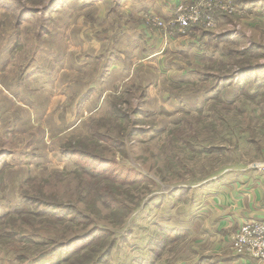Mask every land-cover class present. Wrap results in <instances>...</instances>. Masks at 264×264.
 I'll use <instances>...</instances> for the list:
<instances>
[{"label": "rangeland", "instance_id": "374dc122", "mask_svg": "<svg viewBox=\"0 0 264 264\" xmlns=\"http://www.w3.org/2000/svg\"><path fill=\"white\" fill-rule=\"evenodd\" d=\"M158 1L0 0V214L24 204L0 222V234L21 224L22 233L51 243L0 237V264H17L15 256L32 260L66 240L64 225L56 227L57 240L35 232L59 213H31L54 202L76 206L111 230V237L95 235L116 242L103 264H199L200 253L217 252L200 244L205 199L219 184L264 172V0H233L234 14H217L210 28L186 35L151 33L147 22H167L194 0H173L180 4L166 18L150 11ZM147 39L161 41L149 52L155 55ZM84 149L98 175L120 171L130 182L138 178L133 171L151 181L121 188L128 191L122 204L131 196L146 205L119 229L101 201L109 188L90 198L97 217L80 199L84 190L105 186L76 172L70 152ZM28 222L32 229L23 227ZM161 228L168 240V232L184 235L168 244L162 234L158 239ZM155 238L158 249L150 247ZM93 243L56 246L38 264H86L90 257L94 263ZM79 250L81 260L62 263Z\"/></svg>", "mask_w": 264, "mask_h": 264}, {"label": "trees", "instance_id": "16d2710c", "mask_svg": "<svg viewBox=\"0 0 264 264\" xmlns=\"http://www.w3.org/2000/svg\"><path fill=\"white\" fill-rule=\"evenodd\" d=\"M16 7V6H15ZM16 10V8H14ZM29 15V14H27ZM197 28V27H196ZM195 29V28H194ZM193 29V30H194ZM195 32V31H194ZM257 96H259V92L257 91ZM259 115L261 119H264V104H260L259 105ZM120 116L117 115L116 119H118ZM115 128V127H114ZM118 129L123 130L121 127H117ZM124 136V133L121 132L117 137L119 139H122ZM85 151V152H84ZM83 152H79V151H71L69 158L72 159L71 162L74 164L75 166V170L76 172H78V174L83 173V174H88L90 177H92L91 179H95L93 177H98L97 179L99 181H103L105 183L104 187H101L100 189H90L88 190V192L86 190H84L82 192V196H81V201H84V203L87 204V207L89 208L90 213L95 214V216L97 217L98 215V211L96 209H92V207H94V205L90 204V198L92 197H96V193L97 191L101 190L104 191L106 188H109L103 197H101V201H102V205L111 210V213H113L115 220L113 221V227L114 228H118L121 227L122 225L125 224V220L127 217L131 216V214L133 212H135L136 210H138L139 208L143 209L145 207V202L144 200L139 199V198H132L130 196V200L128 202V206L126 204H122L119 199L122 198H126L128 195V191L121 189L122 187H128L131 186L132 184H137L139 182H151L148 178H146L144 175L140 174V173H135L133 171H129L130 173L132 172L134 175H136L138 178L134 179L133 181H123L120 180L119 175H121L122 173L119 171L118 174L116 175V171H113V177L112 176H106V175H98L95 170L93 171V169H91L90 167L92 166H96V163H93L95 158H93V154H91V152H89L87 149H84ZM107 160H105L106 165L112 164V162H106ZM116 166H118V164L116 163ZM124 168V167H122ZM82 171H86L82 172ZM1 175V174H0ZM184 194V193H183ZM182 194V195H183ZM180 194L178 193L177 195V199L176 200H180ZM80 199H78V202H81ZM95 201H100L95 199ZM132 201V202H131ZM109 205V206H108ZM24 206V204L17 208L16 210L14 209L11 212H6L4 214H0V222L4 221L7 218H10L12 216L15 215V213L17 212L18 209H21ZM48 210H43V211H39L37 213H31L33 215H37V216H44V215H48L49 217H52L55 212L57 211V213H59V215L57 217H54L52 220L50 219V222L47 224H42V225H38V227L41 229L40 231H35L38 233H42L46 236H48L49 238L53 239V240H57L59 235H60V231L56 228L57 226H61L64 225V229L62 231V235H65V233H68V236L66 238L65 241L63 242H59L55 245L52 246L53 250H47L45 252H41L38 253L37 256H34L32 258V260H29L23 256H15L12 259L15 260L16 262H18L17 264H24L23 261H29L30 264H38L41 262L45 261V258L50 256L52 253H54V249H56L55 247L57 246L60 249L65 248L68 245H74V244H78L82 241H86V240H90L93 239V244L90 248L94 249V251L92 252V255H98L96 257H94L95 262L93 263L90 259L91 257L86 261V264H103L104 261L106 260L107 256L111 254L112 250L115 247L116 242L114 240L109 241V244L104 243L102 241H100L98 238L95 237L96 234H99V236H106V237H111L112 232L109 229H104L101 227H98L95 224V220L93 218H91V216L89 214H87V212H83L79 210H76V206H71V205H64V204H59V203H51L48 204ZM24 211V210H23ZM23 211L21 213H23ZM92 211V212H91ZM68 216V217H66ZM21 222V221H20ZM10 225H12V223H8L7 227H9ZM88 226H92V228H90L89 230H82L81 232H83L81 235H77V234H72L71 233L74 232V230L76 229H86ZM14 229L16 230L15 232L11 231V230H5V233L0 234V237L2 239L11 241L12 243H15L17 245H23V244H27V245H32L35 247H44L47 245H50V241L40 238L36 235H28V234H24L22 233L21 230V224L20 226L18 225H14L13 226ZM23 227H29L32 229V226L29 224H26V226L24 225ZM119 229V228H118ZM175 228H173V232H174ZM167 231V229H162L158 232L159 233V237L158 239L162 236H165L166 241H168L170 244L171 241L175 240L177 238L182 239V235H184L182 232H178L176 233V231L174 233H169L168 234H172L173 235V239L171 238V240L167 239V236L164 235L163 233ZM157 232V233H158ZM166 233V232H165ZM162 234V236H161ZM98 236V237H99ZM158 239H154V242H152V245L150 244V247L153 249H158L159 247V243L160 241H158ZM165 241V242H166ZM166 244V245H168ZM149 245V244H148ZM151 248H150V253H151ZM81 250H79L77 253H74L72 256L68 255L66 256L63 260L62 263H66L69 261V258L71 257H75V259L77 260H81L83 258V254L80 252ZM74 262V260L72 261ZM80 264V263H79ZM85 264V263H83Z\"/></svg>", "mask_w": 264, "mask_h": 264}, {"label": "crops", "instance_id": "0c3cea01", "mask_svg": "<svg viewBox=\"0 0 264 264\" xmlns=\"http://www.w3.org/2000/svg\"><path fill=\"white\" fill-rule=\"evenodd\" d=\"M160 4L163 6H160ZM179 4H176L173 0H159L154 7L150 8V11H154L158 15L160 14L161 17L166 18L174 13L175 7L177 8ZM147 40L148 54L155 55L156 53L149 52L151 48L158 46L161 41ZM145 49L144 46L143 50ZM263 173L260 171L255 172L253 179L243 178L239 184L228 182L226 185L219 184L220 188L213 186L217 187L213 191V196L205 199L208 206L202 207L200 210L202 211L201 213L206 214L202 234L203 239L200 240V244H203L204 247L214 245L213 250L217 249V252L200 253L199 255H202L201 258L206 256L205 258H200L202 262L226 264V262L231 261L230 264H237L238 257L232 253L230 245L233 234L238 231L244 222L264 218V177H258V175ZM207 242H209V245H207ZM222 245H226L228 248H222ZM219 250L221 251L218 252ZM229 252L231 253L230 255ZM219 256L220 258L218 259Z\"/></svg>", "mask_w": 264, "mask_h": 264}, {"label": "built area", "instance_id": "2783aa9c", "mask_svg": "<svg viewBox=\"0 0 264 264\" xmlns=\"http://www.w3.org/2000/svg\"><path fill=\"white\" fill-rule=\"evenodd\" d=\"M233 0H194L180 7L167 22L148 19L150 32L166 35L169 32L186 35L193 28H210L217 14H232ZM234 14V13H233ZM231 251L237 264H264V218L244 222L231 238Z\"/></svg>", "mask_w": 264, "mask_h": 264}]
</instances>
